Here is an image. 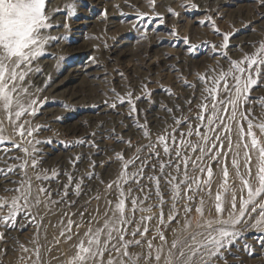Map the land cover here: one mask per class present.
Segmentation results:
<instances>
[{
    "label": "snow or ice",
    "instance_id": "6c2138e0",
    "mask_svg": "<svg viewBox=\"0 0 264 264\" xmlns=\"http://www.w3.org/2000/svg\"><path fill=\"white\" fill-rule=\"evenodd\" d=\"M253 2L264 9V0ZM49 4L0 0V257L12 252L16 264H245L241 253L255 257V246L240 241L249 231L264 237V39L233 59L235 33L222 32L206 14L198 23L221 37L219 44L204 42L215 66L195 73V81L175 69L182 91L162 88L167 102L153 99L148 80L122 92L110 87L103 104L129 123L107 128L101 121L87 138L65 145L87 150L69 156L67 169L46 168L41 145L52 140L40 138L47 125L33 122L46 102L33 77L43 74L40 61L52 56L47 49L66 39L52 31L69 29L67 18L77 13L72 0L65 22L56 24L64 9L51 11ZM148 4L151 11H137L133 24L144 39L154 18L164 23L156 0ZM183 7L199 9L194 0ZM169 34L197 56L200 45L189 36ZM144 101L164 115L150 121L138 107ZM117 125L135 131L126 137ZM107 140L122 147L109 155L101 148ZM100 156L105 159H94ZM105 164L118 165L107 179L98 171ZM49 215L60 217L52 241ZM29 227L26 242L12 235ZM260 246L264 255V240ZM53 248L60 256H52Z\"/></svg>",
    "mask_w": 264,
    "mask_h": 264
},
{
    "label": "rangeland",
    "instance_id": "374dc122",
    "mask_svg": "<svg viewBox=\"0 0 264 264\" xmlns=\"http://www.w3.org/2000/svg\"><path fill=\"white\" fill-rule=\"evenodd\" d=\"M71 2L72 0H50L51 11L64 9L55 14L54 23L65 22V6ZM188 2L189 0H156L155 11L162 14L164 23L160 24L154 18L147 25L148 38L144 39L143 33L134 29L133 24L139 23L137 11H151L148 0H76L77 13L67 18L69 29L52 31L53 36H63L66 39H61L47 49L52 56L40 61L39 67L43 69V74L33 77V83L41 89L40 97L46 98L39 109L41 114L33 122L47 125L48 128L40 133V138L52 140L50 145H41L44 150V167L67 169L69 156L87 150L67 148L66 144L87 138L101 121L107 128H111L114 126L113 122L125 119L103 104V93L108 92L110 87L114 86L117 91L122 92L126 84L138 88L142 81L148 80L151 81L149 87L153 90V99L167 102L162 88L171 87L174 91H182L175 69H180L189 80L195 81V73L205 71L207 66H215L216 60L204 42L219 44L221 37L214 33L210 24L198 23L206 18V14L216 19V25L222 32L235 33L230 39L229 50L233 59L251 52L250 45L264 39V20H261L264 9L259 8L253 0H194L199 5L198 10H186L183 5ZM221 6H225L227 11L224 12ZM169 7L179 12L180 16H172L168 12ZM105 10L107 18L103 15ZM216 10H219V15ZM172 29H176L181 37L189 36L191 43L200 45L196 57L189 56L186 45L169 34ZM172 57H179L184 63ZM221 63L224 61L221 60ZM87 65L92 66L91 70L75 71ZM119 73H123V79ZM184 94L187 95V92ZM138 107L147 110L150 121L164 115L157 105L150 106L147 101L138 103ZM119 110L125 111L123 107ZM125 123L129 121L125 119ZM117 131L124 132L127 137L132 136L135 130L127 132L117 125ZM97 140L99 141V136ZM105 147L111 155L112 147L120 150L122 145L107 140L101 144V148ZM94 159L99 161L105 157ZM86 164L87 161H84V165ZM117 167L118 165L113 164L109 168L105 164V168L98 171L107 179ZM59 218L58 215H49L45 221L49 224V241L58 233V227L52 225H56ZM12 235L19 236L22 242H26L32 235V229L29 227L23 233L13 232ZM261 240L264 237L255 231H249L241 239L240 244L247 242L254 245L256 252L255 257L241 253L245 264H264ZM8 247H12L11 241ZM66 247L61 245V250ZM239 247L238 244L237 248ZM60 254V251L53 248V257ZM0 259L3 264H16V255L12 252ZM51 264L58 262L53 259Z\"/></svg>",
    "mask_w": 264,
    "mask_h": 264
},
{
    "label": "bare ground",
    "instance_id": "6f19581e",
    "mask_svg": "<svg viewBox=\"0 0 264 264\" xmlns=\"http://www.w3.org/2000/svg\"><path fill=\"white\" fill-rule=\"evenodd\" d=\"M224 5V4H223ZM221 7H223V11L224 12H226L227 11V5H226V7L225 6H221ZM62 48V47H61ZM59 49V48H58ZM89 50V49H88ZM92 50V49H91ZM48 63V62H47ZM91 68H92V66H90V65H87V66H84V68H77V69H75V71H77V72H79V70H91ZM91 74V73H90ZM80 75V73H78V75L77 76H79ZM82 77V76H81ZM49 112V111H48ZM51 113V112H50ZM49 113V114H50ZM46 114V113H45ZM48 115V114H47Z\"/></svg>",
    "mask_w": 264,
    "mask_h": 264
}]
</instances>
